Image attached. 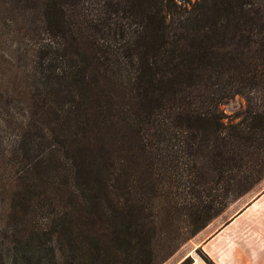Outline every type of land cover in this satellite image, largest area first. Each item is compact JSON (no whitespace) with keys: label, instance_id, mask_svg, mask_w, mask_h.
<instances>
[{"label":"trees","instance_id":"obj_1","mask_svg":"<svg viewBox=\"0 0 264 264\" xmlns=\"http://www.w3.org/2000/svg\"><path fill=\"white\" fill-rule=\"evenodd\" d=\"M1 11L26 63L0 93V227L19 232L0 264H161L165 228L195 233L220 194L237 200L264 176V0ZM236 95L246 107L227 120L219 105Z\"/></svg>","mask_w":264,"mask_h":264},{"label":"rangeland","instance_id":"obj_2","mask_svg":"<svg viewBox=\"0 0 264 264\" xmlns=\"http://www.w3.org/2000/svg\"><path fill=\"white\" fill-rule=\"evenodd\" d=\"M2 19L3 13L1 11L0 23L2 22ZM15 42L16 35L13 33L12 29L6 28L3 24H1L0 93L8 92L9 86L14 85L15 82L19 80L15 71L26 63L25 61H18L15 54L12 52V50H14ZM6 55H8V58ZM12 96L11 101H16L15 94ZM3 99L4 97L0 96V102L3 101ZM11 104L8 105L9 109L12 108ZM245 107L246 102L244 97L236 95L229 100L222 101L219 105V110L225 117H227V120L230 119L232 121H237L235 118L245 109ZM4 117L5 115L0 109V118ZM10 139L11 137H5V135L0 132V157L2 156L4 150L8 148ZM220 191L221 189H219V192ZM262 192H264V176L261 177L246 194L237 200H232L230 196L226 197L225 195L220 194V197L217 198V202H220V204L214 205V208L217 210V216L210 220L204 228L195 231L193 234H190V231H192L193 228L188 229L187 224L181 220L173 222V225L169 227V230L165 228L160 237H158L154 242L155 250L158 252V257H164V261L161 264H180L187 258L202 259L205 256L203 250L205 242L223 227L228 225L238 213L250 205L252 201H254V199H256V197ZM15 233L16 235L19 233L18 229L13 230L11 227L7 226L0 227V252L2 251L1 244L3 243V248L7 247V242H9V239H11V236ZM20 247L22 251L27 253L30 252V247L28 245L26 246L25 244H22ZM166 254L169 255L166 257Z\"/></svg>","mask_w":264,"mask_h":264},{"label":"crops","instance_id":"obj_3","mask_svg":"<svg viewBox=\"0 0 264 264\" xmlns=\"http://www.w3.org/2000/svg\"><path fill=\"white\" fill-rule=\"evenodd\" d=\"M214 264H264V192L203 246ZM191 264H206L192 259Z\"/></svg>","mask_w":264,"mask_h":264}]
</instances>
